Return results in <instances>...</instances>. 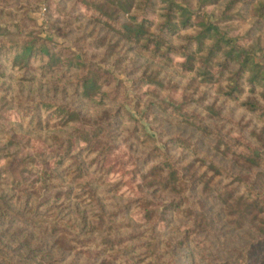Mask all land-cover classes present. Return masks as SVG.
Masks as SVG:
<instances>
[{
    "label": "trees",
    "instance_id": "trees-1",
    "mask_svg": "<svg viewBox=\"0 0 264 264\" xmlns=\"http://www.w3.org/2000/svg\"><path fill=\"white\" fill-rule=\"evenodd\" d=\"M69 1L62 0L59 5ZM200 2L219 6L220 17L225 22L237 15L238 10L249 8L253 27L258 29L256 23H264V0ZM72 3L84 7L108 34L114 33L116 39L111 48L127 47L129 52L138 51L166 62L178 58L179 70L187 74H195L197 68H202L198 76L216 86L219 98L237 104L262 125L259 133L250 132L258 146L243 138H228L218 130L209 132L203 118L194 113L181 111V114L173 108L171 113L181 123L201 134L214 136L217 149L224 147L223 153L233 155L235 162L224 166L202 151L198 142L181 136L169 138L162 150L126 109L130 98L122 94L123 85L108 72L94 71L61 44L45 39L13 42L0 36L1 82L14 79L18 85L51 77L70 89L75 97L74 103L68 104L34 99L18 92L15 100L18 120L13 122L12 130H31L37 135L34 139L46 146L53 163L49 170L37 168L38 182L42 189L59 191L53 198L56 205L40 210L41 205L30 202L36 193L32 184L25 185L24 180L15 178L10 183L0 182V264H219V251L215 247L218 238L212 236V240L205 234L210 228L208 221L205 224L197 206L187 196L192 190L208 192L207 199L217 200L228 209L230 213L226 215L237 227L249 225L263 233V66L255 61L250 50L227 37L217 23L208 17L204 20L177 0H98L95 4L76 0ZM73 11L78 12L72 7L65 17L68 21H79L81 14L72 18ZM15 28L21 37L27 30L26 22L21 21ZM139 82L162 87L159 82ZM82 105L113 109L109 112L111 125H128L129 135L146 150L138 160L150 166L143 173L137 165L133 172L141 180L140 186L131 188L137 191L134 197L118 195L124 180L109 184L103 190L95 183L86 184L75 195L72 184L87 176L90 170L102 178L119 167L108 158L114 150L109 129L88 131L75 127L83 123ZM14 143L12 138L7 145ZM174 147L181 149L179 156L171 154ZM96 163L101 170L95 169ZM197 163H201L203 172ZM235 167L247 173L242 175ZM110 194L115 197L111 198ZM161 195L167 197L163 210L156 203ZM74 197L80 198L79 203L87 209L73 204ZM116 197L119 201L113 204ZM103 198L111 200V207H116L114 211L104 204ZM135 210L143 212V223L134 224L130 220L129 215ZM84 215L95 221V227L89 226L94 227L95 234L89 233L85 222L76 221ZM166 223L175 232L173 236L167 237ZM174 223L178 225L176 228Z\"/></svg>",
    "mask_w": 264,
    "mask_h": 264
},
{
    "label": "rangeland",
    "instance_id": "rangeland-1",
    "mask_svg": "<svg viewBox=\"0 0 264 264\" xmlns=\"http://www.w3.org/2000/svg\"><path fill=\"white\" fill-rule=\"evenodd\" d=\"M88 1L94 4L98 2V0ZM177 1L192 12L203 16L204 20L208 17L217 23L227 37L236 40L246 50H250L255 61L260 63L264 70V23L257 22L258 29L254 28L253 15L249 8L238 10L237 15L225 22L220 17L219 6L202 5L200 0ZM60 2L62 0H1L0 36L13 42L45 39L58 43L69 48L80 60L87 62L94 71L100 69L108 72L116 82L123 85L122 94L130 98L126 109L157 141V146L162 150L169 138L181 136L189 138L192 142H198L202 151L224 166L235 162L233 155L223 153L224 147L217 149L214 136L201 134L195 128L181 123L176 115L171 113L173 108H176L179 113L181 111L183 114L194 113L203 118L209 132L218 130L226 134L228 138H243L252 146H258L250 132L259 133L262 125L237 104L219 98L216 94V86L207 84L202 77L198 76V73H202V68H197L195 74H187L179 70L177 63L181 60L178 58H174L173 62H166L154 59L145 53L139 54L138 51L129 52L127 47L115 45L111 48L116 39L114 33L108 34L106 29L96 24L93 15L87 14L84 7L72 3L76 0L63 2V6L59 5ZM72 7L78 11L72 12V18L79 13L82 16L79 21H74V19L68 21L65 17ZM146 16L150 18L151 14ZM21 21L26 22L27 30L19 37L15 26ZM111 37L113 40L110 41ZM139 80L159 82L162 87L153 83H140ZM18 92L34 99H53L68 104L74 103L75 97L70 89H66L64 85L51 77L42 80L36 78L30 83H18V85L14 79L9 82L0 81V182L10 183L15 178L24 180L25 185L32 184L36 193L31 196L30 202L35 206L41 205L40 210H45L46 207L56 205L53 198L59 190L42 189L36 171L37 168L39 171L49 170L53 162L46 146L34 139L37 135L31 130L22 129L20 132L12 130L13 122L18 120L15 110ZM80 109L83 123L76 124L75 127L88 131L109 129L113 135L114 150L108 158L112 164H118L119 167L108 176L102 175V178H98V174L90 170L87 176L77 179L72 184L75 195L86 184L95 183L99 190H103L109 184L124 180V186L118 195L124 198L134 197L137 191L131 188L140 186L141 180L133 172L137 165L141 167L143 173L148 171L150 166H145L142 161L138 160L139 156L146 153V150L129 135L131 129L128 125L121 127L111 125L109 112L113 109L110 107L98 109L82 105ZM229 118H232L231 122ZM42 136L45 138L46 135L43 133ZM12 138L15 143L7 145ZM262 138L264 141V134ZM181 153V149L175 147L171 150V154L175 156ZM90 160L91 158L86 162ZM196 166H199L200 171L203 172L204 168L200 167L201 163H197ZM96 167L100 169V164L96 163L95 169ZM98 169L97 173L102 174ZM235 171L241 172L242 175L247 173L239 167H235ZM207 193H202L201 189L192 190L187 197L194 204L193 206H197L198 211L204 217L205 224L208 221L210 228H207V233H204L211 236L212 240V236L218 238L215 247L219 251V264H264V231L261 233L257 227L252 228L249 225L237 227L226 215V212L230 213L228 209H224L217 200L207 199ZM110 196L115 197L112 194ZM117 198L114 199L113 204L119 201ZM166 198L165 195H161L156 199L160 210H163L162 206L166 204ZM103 199L104 204L110 207V211H114L116 207H111L113 205L111 200ZM72 202L86 208L79 203L80 198L74 197ZM80 211L82 212V209ZM129 217L134 224L143 223L141 210L133 211ZM82 218L76 221L85 222L89 233L95 234V221L89 215H84ZM90 225L94 226L93 229L89 227ZM177 226V223L173 224V228ZM170 229L171 225L166 223L164 230H166L167 237L175 233ZM209 230L213 232L212 235ZM86 249L83 248V250Z\"/></svg>",
    "mask_w": 264,
    "mask_h": 264
}]
</instances>
